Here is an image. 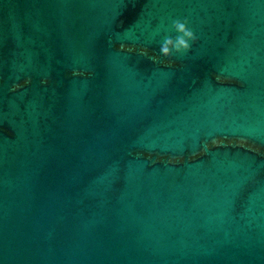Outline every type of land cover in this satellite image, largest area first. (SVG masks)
Masks as SVG:
<instances>
[{
  "label": "water",
  "instance_id": "water-1",
  "mask_svg": "<svg viewBox=\"0 0 264 264\" xmlns=\"http://www.w3.org/2000/svg\"><path fill=\"white\" fill-rule=\"evenodd\" d=\"M0 264H264V0H0Z\"/></svg>",
  "mask_w": 264,
  "mask_h": 264
}]
</instances>
